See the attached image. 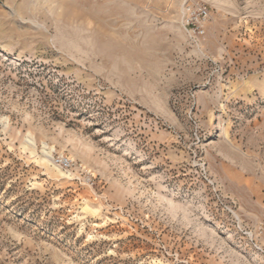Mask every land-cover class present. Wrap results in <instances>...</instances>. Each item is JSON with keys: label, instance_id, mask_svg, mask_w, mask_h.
I'll list each match as a JSON object with an SVG mask.
<instances>
[{"label": "rangeland", "instance_id": "374dc122", "mask_svg": "<svg viewBox=\"0 0 264 264\" xmlns=\"http://www.w3.org/2000/svg\"><path fill=\"white\" fill-rule=\"evenodd\" d=\"M0 264H264V0H0Z\"/></svg>", "mask_w": 264, "mask_h": 264}, {"label": "built area", "instance_id": "2783aa9c", "mask_svg": "<svg viewBox=\"0 0 264 264\" xmlns=\"http://www.w3.org/2000/svg\"><path fill=\"white\" fill-rule=\"evenodd\" d=\"M209 17L208 9L205 6H187L184 10L185 28L194 36H202ZM53 165L65 172L72 168V161L63 155H56L52 158Z\"/></svg>", "mask_w": 264, "mask_h": 264}, {"label": "bare ground", "instance_id": "6f19581e", "mask_svg": "<svg viewBox=\"0 0 264 264\" xmlns=\"http://www.w3.org/2000/svg\"><path fill=\"white\" fill-rule=\"evenodd\" d=\"M45 151H46V149H45ZM45 153H46L47 156L50 155V151H47V152H45Z\"/></svg>", "mask_w": 264, "mask_h": 264}]
</instances>
